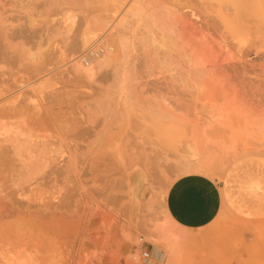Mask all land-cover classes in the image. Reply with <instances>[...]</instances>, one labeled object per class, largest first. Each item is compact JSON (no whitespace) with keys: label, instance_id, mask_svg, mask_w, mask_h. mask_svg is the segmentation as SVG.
Returning a JSON list of instances; mask_svg holds the SVG:
<instances>
[{"label":"rangeland","instance_id":"374dc122","mask_svg":"<svg viewBox=\"0 0 264 264\" xmlns=\"http://www.w3.org/2000/svg\"><path fill=\"white\" fill-rule=\"evenodd\" d=\"M226 3L0 0V264H264V27ZM191 174L224 194L198 231Z\"/></svg>","mask_w":264,"mask_h":264},{"label":"crops","instance_id":"0c3cea01","mask_svg":"<svg viewBox=\"0 0 264 264\" xmlns=\"http://www.w3.org/2000/svg\"><path fill=\"white\" fill-rule=\"evenodd\" d=\"M223 207L224 194L220 182L205 174L179 178L166 194L167 215L178 229L184 231H198L211 226Z\"/></svg>","mask_w":264,"mask_h":264},{"label":"bare ground","instance_id":"6f19581e","mask_svg":"<svg viewBox=\"0 0 264 264\" xmlns=\"http://www.w3.org/2000/svg\"><path fill=\"white\" fill-rule=\"evenodd\" d=\"M246 1V0H245ZM245 1H240V2H236V0H224V2H227L225 7L228 8L230 6V3L235 2V4L237 3V6H239V10H237L236 14L234 17H232L231 21H232V25H241V23H248V24H252L254 26H257L258 28H262L264 27V0H259V1H254V2H245ZM211 3V2H210ZM154 5V4H153ZM213 5V4H212ZM229 5V6H228ZM236 6V7H237ZM139 7V6H138ZM163 7V6H162ZM160 9V8H159ZM167 9V8H166ZM223 9V8H222ZM136 10V9H135ZM197 12V11H196ZM74 13V12H73ZM227 14V13H226ZM249 15V17H251V20H248L246 18V16ZM70 16V15H69ZM72 16V15H71ZM74 16V15H73ZM226 17V16H225ZM224 17V18H225ZM231 17V16H230ZM229 17V18H230ZM227 17V19H229ZM224 20V19H223ZM200 22V21H199ZM225 24V22H223ZM152 25V24H151ZM196 25V24H195ZM227 24H225V27ZM231 25V26H232ZM205 26V25H204ZM245 26V25H244ZM211 30V27H209ZM240 31H243L239 28V26L237 27ZM257 28V29H258ZM250 30V29H249ZM65 31V30H64ZM209 31V29H208ZM263 31V30H262ZM211 32H214L213 29ZM250 32V31H249ZM264 32V31H263ZM242 34V33H241ZM138 35V34H137ZM143 38V37H142ZM136 43V42H135ZM144 43V42H143ZM182 48V47H181ZM171 67V66H170ZM170 69V68H169ZM174 105V104H173ZM179 108V107H178ZM180 109V108H179ZM178 118V117H177ZM175 120V119H174Z\"/></svg>","mask_w":264,"mask_h":264},{"label":"built area","instance_id":"2783aa9c","mask_svg":"<svg viewBox=\"0 0 264 264\" xmlns=\"http://www.w3.org/2000/svg\"><path fill=\"white\" fill-rule=\"evenodd\" d=\"M100 53H101V51H99V53H98V52H94L93 49H90V50H88V51L85 53V55H84V59H85L86 61H92V60H94V59L98 56V54H100Z\"/></svg>","mask_w":264,"mask_h":264}]
</instances>
